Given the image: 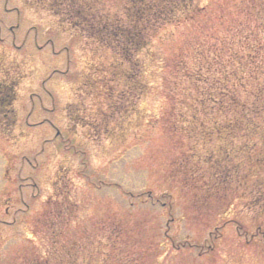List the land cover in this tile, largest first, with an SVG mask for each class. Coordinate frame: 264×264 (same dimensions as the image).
I'll use <instances>...</instances> for the list:
<instances>
[{"label":"rangeland","instance_id":"obj_1","mask_svg":"<svg viewBox=\"0 0 264 264\" xmlns=\"http://www.w3.org/2000/svg\"><path fill=\"white\" fill-rule=\"evenodd\" d=\"M193 1L122 60L0 0V264H264V0Z\"/></svg>","mask_w":264,"mask_h":264},{"label":"trees","instance_id":"obj_2","mask_svg":"<svg viewBox=\"0 0 264 264\" xmlns=\"http://www.w3.org/2000/svg\"><path fill=\"white\" fill-rule=\"evenodd\" d=\"M119 1H122L119 7L122 14L113 11L103 0H91L87 10L78 5L76 0H69L63 3L61 13L66 16L72 27L79 28L90 38L111 48L120 59L131 60L134 53L147 45V30L158 31L164 25L176 21L174 19L177 18L175 15L178 12H189L195 7L193 0ZM248 76H251V73ZM236 77L242 79V75ZM14 84L6 80L0 81V108L6 109H1L0 114L3 115L2 120L6 121L4 126L8 130L13 128L17 120L15 116L10 115L13 113L11 105L15 99ZM260 93L262 96V89ZM234 98L237 107L243 109L244 105L238 98ZM240 126L239 122L235 123V128H245ZM257 160L260 162V159Z\"/></svg>","mask_w":264,"mask_h":264}]
</instances>
